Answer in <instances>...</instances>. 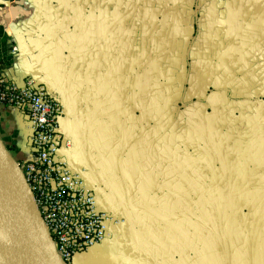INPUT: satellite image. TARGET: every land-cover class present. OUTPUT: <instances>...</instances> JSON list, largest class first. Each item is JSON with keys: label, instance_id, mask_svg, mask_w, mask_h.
Instances as JSON below:
<instances>
[{"label": "crops", "instance_id": "0c3cea01", "mask_svg": "<svg viewBox=\"0 0 264 264\" xmlns=\"http://www.w3.org/2000/svg\"><path fill=\"white\" fill-rule=\"evenodd\" d=\"M9 40L112 219L73 264H264V0H0ZM0 139L21 172L27 120Z\"/></svg>", "mask_w": 264, "mask_h": 264}, {"label": "built area", "instance_id": "2783aa9c", "mask_svg": "<svg viewBox=\"0 0 264 264\" xmlns=\"http://www.w3.org/2000/svg\"><path fill=\"white\" fill-rule=\"evenodd\" d=\"M6 45L0 51V108L18 113L29 124L30 155L21 173L58 258L73 264L104 241L112 219L98 210L80 175L57 157L60 148L70 146L60 137L64 112L59 103L32 79L19 85L8 78L17 48L10 40Z\"/></svg>", "mask_w": 264, "mask_h": 264}, {"label": "water", "instance_id": "95a60500", "mask_svg": "<svg viewBox=\"0 0 264 264\" xmlns=\"http://www.w3.org/2000/svg\"><path fill=\"white\" fill-rule=\"evenodd\" d=\"M9 162L15 164L0 139V264H20L22 224L16 199L3 177L4 165ZM20 175L23 187L32 202L30 209L34 231L38 238L41 264H63L58 258L54 244L39 217L32 194L27 188L21 172Z\"/></svg>", "mask_w": 264, "mask_h": 264}, {"label": "bare ground", "instance_id": "6f19581e", "mask_svg": "<svg viewBox=\"0 0 264 264\" xmlns=\"http://www.w3.org/2000/svg\"><path fill=\"white\" fill-rule=\"evenodd\" d=\"M3 177L14 195L22 224V251L20 264H41L38 238L34 231L31 215V198L25 191L21 175L16 165L9 162L4 165Z\"/></svg>", "mask_w": 264, "mask_h": 264}]
</instances>
